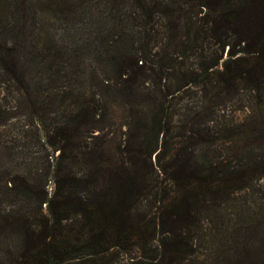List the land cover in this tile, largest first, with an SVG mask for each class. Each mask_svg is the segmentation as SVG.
<instances>
[{"label": "trees", "instance_id": "obj_1", "mask_svg": "<svg viewBox=\"0 0 264 264\" xmlns=\"http://www.w3.org/2000/svg\"><path fill=\"white\" fill-rule=\"evenodd\" d=\"M187 2L212 12L208 36L221 43L222 49L228 45V57L211 73L208 70L218 60L203 66L200 73L180 70L176 59L168 58V40L180 36V7L174 8L168 0H14V23L0 19V83L15 101L8 109H17L15 104L21 99L38 116L46 142L58 150L56 173L63 171L61 178L55 177L58 189L52 198L40 202V207L46 203V212L33 214L35 232L28 234L31 217L19 211L0 220L1 232L26 236L17 264H84L81 255L103 264L100 255L109 246H121L132 238L143 240L146 226L132 218V211L138 196L152 191L154 179L148 168L157 144L152 147L151 141L135 140L133 129L138 132L140 127H135L136 122L149 126L143 133L155 135L158 142L166 98L169 103L204 72L213 74L205 81L217 98H209L212 106L222 93L264 89V0ZM212 3L217 7L212 8ZM32 5L37 9L31 17L33 24L27 16ZM47 9L54 11L52 31L36 22L37 13ZM174 13L178 15L173 22ZM168 18L172 19L169 26ZM56 23L59 28L64 25L61 36L54 31ZM186 36L191 42L203 38L198 30ZM175 47L185 51L181 42ZM167 78L168 88L163 83ZM141 102L153 108L151 117L139 114ZM118 103L127 111L126 129L121 145L112 152L104 126ZM10 110L0 115V125L12 117ZM62 113L65 116L59 118ZM211 113H201L202 130L192 134L193 126L187 127L186 122L188 135L172 134L174 111L168 106V168L163 169L168 174L164 206L168 209L157 216L168 238L162 240L157 264L184 263L194 250L195 236L202 232L203 214L218 210L232 200L234 192L264 177V110L249 123L219 129V136L211 130ZM197 142L203 150L200 157L193 149ZM219 142L231 144L226 158L207 153ZM231 156L234 160L228 159ZM74 162L81 172L72 170ZM27 181L17 173L5 186L14 195L31 199L34 195ZM71 216L76 226H70ZM228 238L229 247L241 251L238 264H264V236L232 233ZM250 248L260 252L249 253Z\"/></svg>", "mask_w": 264, "mask_h": 264}, {"label": "rangeland", "instance_id": "obj_2", "mask_svg": "<svg viewBox=\"0 0 264 264\" xmlns=\"http://www.w3.org/2000/svg\"><path fill=\"white\" fill-rule=\"evenodd\" d=\"M44 2L45 0H43ZM168 2L174 8L178 9L180 7L178 11L180 36H177L176 40H168V53H170L168 58L176 59L174 64L179 66L180 70L187 69L188 71L202 72L203 66H209L215 60H218V62L208 70V73H211V70L220 69L222 61L228 57V45H225L222 49L221 43H217L215 38L208 36V27L210 26L208 20L213 17L212 12L210 13L209 9L204 6H192L187 0H168ZM211 7L216 8L217 6L212 3ZM14 9V0H0V19H4L5 22H10V25H12L14 23L12 17ZM36 11V6L32 5L27 16L31 18ZM178 14L174 13L173 22L175 21V15ZM37 15L36 22L44 29L52 31L51 23H55L54 11L47 9L43 11V14L39 12ZM30 21L31 24L35 22L32 18ZM171 23L172 19L168 18V26ZM56 27H58V23H56ZM60 27L54 30L59 36L65 33L64 25L60 24ZM154 29L159 30L158 27H154ZM195 30H198L203 38L191 42L186 33L191 36ZM218 31H220L219 28ZM228 35L230 34L228 33ZM224 40L233 42L234 38H224ZM179 42L185 45V51L181 52L175 47ZM174 43L176 45L172 46ZM201 64L203 65L199 66ZM173 72V70L168 71V77ZM204 73L193 82V85L189 84L176 92L175 97L169 103L168 97L166 98L163 105V126L158 136V142L155 135L147 134L149 126L142 121L136 122L135 127H140H138V132H136V128L133 129L135 140L140 142L142 139H146V144L151 141L152 147L157 144L156 150L151 153L148 168L150 171L149 177L154 179L151 182L152 191L141 193L136 199L134 211H132V218L146 226L147 234L143 240L136 241L135 238H132L121 246H109L100 255L103 264L158 263L162 240L168 238V235L159 227L157 219L158 213L166 208L164 206L167 205L166 201L168 200V174L163 170L168 168V106L174 111L172 134L181 132L186 135L189 133L187 128L184 127L186 122L187 127L193 126L192 134L199 131V129L202 130L201 121H204L201 120L200 116L203 111H212L213 121L210 127L211 130H216L215 135L219 136V129L230 128L233 124L241 122L249 123L252 119H257L260 109L264 110V89L251 91L249 88H243L230 94L222 93L223 97L218 100L219 102L216 105L212 106V101L209 98L214 101L217 98L213 96V90L205 81H208L211 77L213 78V74L204 75ZM163 83L167 84L166 88H168V84L170 85L171 82L167 78V80H163ZM205 90H207L206 97L204 96ZM20 100L15 104L17 109H8V106L14 104L15 101L12 100L5 86L0 83V115L5 114L4 110L12 112V117L8 116L5 123L0 125V220L15 211L26 214L31 217L28 221L29 234L30 230L35 232L34 229H36L34 224L36 217L33 214L41 216L39 211L46 212V203L42 202L40 207V202L45 197L47 199L52 198L54 191L58 189V182L55 177L61 178L63 171L56 173L58 150L52 148L46 142V136L41 129L44 126L42 127L38 116L31 112L25 103ZM110 103L113 104V102ZM117 105H113L114 107L111 109L113 111L112 116L104 126V128L106 127L105 131L108 133L107 147L112 152L117 151V147L121 145L124 139L123 133L126 129L123 123L126 121L124 114L127 111L124 112V107L119 103ZM138 107L141 116L148 115L151 117V113L154 111L152 107H148L144 103L138 104ZM62 114H59L58 117L65 116L64 113ZM197 114L198 116H196ZM47 122L48 120L45 123ZM144 130H147L145 134L143 133ZM212 137H214V134ZM197 138L198 135L195 136L193 141H197ZM230 147L231 144L228 142H224V145H220V142L219 145L215 143L214 150L211 151V148H208L207 153L209 156L217 155L220 158H226L230 152ZM193 149L199 157L203 154L198 142L193 145ZM228 159L234 160L232 156ZM71 167L74 172H81L77 162H74ZM17 173L27 178L28 186L31 187L30 192H33L34 195L31 199H24L20 195L16 196L13 191H9L5 186V182L10 185L8 179ZM203 216L205 218L199 220L202 232L200 231L199 237L195 236L192 246L194 250L191 253L189 252L188 258L182 264H238L237 259H239L241 251H236L233 246L229 247L232 241L228 236L231 238L232 233L238 235L245 233L256 237L264 236V177L253 180L247 187L240 188L232 194V200L227 204L222 205L218 210L214 209V212L203 214ZM71 217L72 219L68 221L71 223L70 226H76L78 223L75 222V217ZM31 237L34 242L38 241L36 234L32 233ZM24 239H26L24 233H15V231L4 233L0 231V264H2V261L3 264H17L20 261L19 256L22 255ZM248 252L260 251L250 248ZM79 257V260L85 261L84 264H94L95 262L88 261V258L83 257V255Z\"/></svg>", "mask_w": 264, "mask_h": 264}]
</instances>
